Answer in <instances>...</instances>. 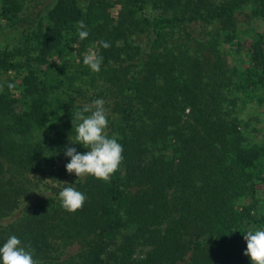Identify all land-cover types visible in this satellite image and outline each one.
Listing matches in <instances>:
<instances>
[{"label":"trees","instance_id":"obj_1","mask_svg":"<svg viewBox=\"0 0 264 264\" xmlns=\"http://www.w3.org/2000/svg\"><path fill=\"white\" fill-rule=\"evenodd\" d=\"M43 3L0 0V246L15 235L40 264H251L264 141L241 114L264 107V0ZM96 99L122 163L62 182L66 147L88 151L72 113ZM61 183L81 209L61 206Z\"/></svg>","mask_w":264,"mask_h":264},{"label":"clouds","instance_id":"obj_2","mask_svg":"<svg viewBox=\"0 0 264 264\" xmlns=\"http://www.w3.org/2000/svg\"><path fill=\"white\" fill-rule=\"evenodd\" d=\"M77 27L79 39H87L89 32L84 22L79 21ZM100 44L104 48L110 47L105 41ZM102 61L103 57L94 51L83 57V64L96 73L101 70ZM107 117L108 110L103 99H96L72 113V124L77 123L75 138L70 141L82 145L88 151L81 154L75 147H66L65 155L70 157V162L65 165L68 173H75L78 178L91 175L108 181L118 171L123 160V147L116 136L108 137L105 131L108 127ZM61 184L67 185L59 191L61 206L70 213L81 209L86 196L70 184ZM244 240L247 243L244 255L250 258L251 264H264V228H248ZM0 264H40V261L34 258L30 246L22 244L17 236L12 235L0 246Z\"/></svg>","mask_w":264,"mask_h":264},{"label":"rangeland","instance_id":"obj_3","mask_svg":"<svg viewBox=\"0 0 264 264\" xmlns=\"http://www.w3.org/2000/svg\"><path fill=\"white\" fill-rule=\"evenodd\" d=\"M42 1L45 5L53 0ZM241 116L244 118L245 122H250L249 125H246V123L242 125L244 134L247 135L249 139L255 142L264 141V107L251 105L247 109H245L244 112H242ZM53 170L62 182L69 181L73 176V173L70 174L66 171L65 163L63 161H59L58 163H56Z\"/></svg>","mask_w":264,"mask_h":264}]
</instances>
